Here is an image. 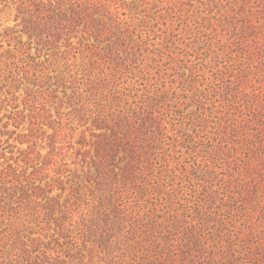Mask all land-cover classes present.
Masks as SVG:
<instances>
[{
    "label": "rangeland",
    "instance_id": "rangeland-1",
    "mask_svg": "<svg viewBox=\"0 0 264 264\" xmlns=\"http://www.w3.org/2000/svg\"><path fill=\"white\" fill-rule=\"evenodd\" d=\"M75 3L95 10L99 32L78 25L45 44L25 28L23 8ZM262 115L264 0H0V264H40L43 250L58 264L117 263L75 239L87 198L98 204L97 134L117 124L149 149L138 164L146 193L122 195L121 215L219 220Z\"/></svg>",
    "mask_w": 264,
    "mask_h": 264
},
{
    "label": "trees",
    "instance_id": "trees-1",
    "mask_svg": "<svg viewBox=\"0 0 264 264\" xmlns=\"http://www.w3.org/2000/svg\"><path fill=\"white\" fill-rule=\"evenodd\" d=\"M85 6L75 3L69 10L52 13L25 7V28L36 31L33 36L45 44L53 40V33L78 25L97 33L101 30L100 18L94 17L95 10L92 12L89 4ZM100 119V124H105V119ZM117 125L122 128L114 126L111 134H97L93 160L95 188L90 195H98V204L87 198L88 212L84 215L88 224L78 228L75 235V239L84 238V243L90 245L91 255L105 252V257L111 261L116 259V264H264V115L244 137L245 156L252 163H247L243 169L246 179L237 183L239 190L231 193L224 185L227 194L222 190V195L227 197L218 205L219 220L211 213L197 214L191 216V225L187 226L184 219L179 220L180 229L177 224L164 225L150 215L145 223L130 221L129 216L127 220L126 212L120 214L118 208L124 207V202L119 201L122 195L146 193L138 164L140 156L148 158L149 149L148 144L140 145L139 149L137 143L132 145L130 132L123 130V124ZM143 146L146 150H141ZM120 152L123 159L127 158L124 164L114 161ZM51 202L44 205L45 217L54 214ZM110 207L117 209L112 216ZM188 227L197 229L195 236ZM60 232L67 237L70 233L64 226L60 227ZM42 253L40 264H58L56 256H51L47 250Z\"/></svg>",
    "mask_w": 264,
    "mask_h": 264
}]
</instances>
